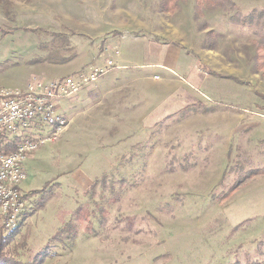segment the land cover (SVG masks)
Wrapping results in <instances>:
<instances>
[{"label":"rangeland","instance_id":"1","mask_svg":"<svg viewBox=\"0 0 264 264\" xmlns=\"http://www.w3.org/2000/svg\"><path fill=\"white\" fill-rule=\"evenodd\" d=\"M263 12L264 0H2L0 90L96 78L60 101L66 130L32 155L7 254L264 264Z\"/></svg>","mask_w":264,"mask_h":264},{"label":"built area","instance_id":"2","mask_svg":"<svg viewBox=\"0 0 264 264\" xmlns=\"http://www.w3.org/2000/svg\"><path fill=\"white\" fill-rule=\"evenodd\" d=\"M96 78H64L22 90H0V226L12 231L27 216L22 196L31 155L58 138L69 122L58 113L60 101Z\"/></svg>","mask_w":264,"mask_h":264},{"label":"trees","instance_id":"3","mask_svg":"<svg viewBox=\"0 0 264 264\" xmlns=\"http://www.w3.org/2000/svg\"><path fill=\"white\" fill-rule=\"evenodd\" d=\"M0 2H2V0H0ZM262 17H264V12H263V14L261 13L258 18L261 19ZM239 22L242 25L247 26V24H250L252 22V16L249 15V16L243 18L242 20H240ZM211 75L216 76V74H213V73H211ZM251 176H252V174H247L246 177L249 178ZM232 190H234V188ZM6 232H8V231H6L2 227H0V264H22L21 261L16 259L14 256L12 257V256H9L7 254V248L11 245L12 238L15 234H14V232H12L10 234H6Z\"/></svg>","mask_w":264,"mask_h":264},{"label":"crops","instance_id":"4","mask_svg":"<svg viewBox=\"0 0 264 264\" xmlns=\"http://www.w3.org/2000/svg\"><path fill=\"white\" fill-rule=\"evenodd\" d=\"M121 67H124V66H121ZM168 67V66H167ZM168 69H171L170 67H168ZM174 71V70H173ZM147 112V111H146ZM145 112V113H146ZM139 114H141V112H139ZM131 120H129V122L128 123H133V124H135V123H137L138 122V124L139 125H141L140 123H142V122H139L138 120H137V116H133V117H131L130 118ZM142 119V114H141V116H140V120ZM133 127H136V126H133ZM39 152V151H38ZM38 152L37 153H35V154H38ZM31 161H32V155H31V157L29 158V160L27 161V164H26V166H25V169H27V167L30 165V163H31Z\"/></svg>","mask_w":264,"mask_h":264}]
</instances>
